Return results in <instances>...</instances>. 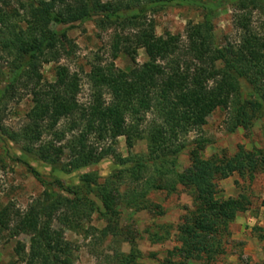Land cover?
<instances>
[{
  "label": "trees",
  "instance_id": "trees-1",
  "mask_svg": "<svg viewBox=\"0 0 264 264\" xmlns=\"http://www.w3.org/2000/svg\"><path fill=\"white\" fill-rule=\"evenodd\" d=\"M236 1L242 9L260 4L258 0ZM227 3L228 0H0V60L6 59L5 68L9 70L0 66V107L13 96L20 81L32 95L27 120L10 139L22 154L66 173L98 165L111 157L126 166L103 181L97 173H85L83 183L72 188L61 185L56 191L45 184L42 198L26 211L2 208L0 232L7 231L8 239L22 233L31 236L28 252L23 243L15 248L21 264H75L74 245L66 240L63 229L84 230L82 221L91 219L95 211L108 222L101 230L91 227L101 237L123 234L124 229L119 227L121 193L115 185L119 179L129 186L122 194L129 200L127 204L134 205L137 211L150 208L159 215L164 211L150 201L149 192L173 193L180 185L188 189L193 207L178 226L181 245L172 254L181 261L175 264L203 259L210 262L224 253L223 240L230 235L231 223L248 210L249 204L244 196L219 197L218 180L234 173L264 175V150L241 147L229 157L207 159L201 155L207 141L198 137L190 150L191 165L180 172L177 164L189 145L187 135L200 131L215 109L230 108L231 130L248 127L264 111V35H256L243 14L237 18L245 31L241 45H220L213 19ZM171 4L196 5L204 13L201 22L187 24L185 42L180 35H156L155 24L147 17L151 10ZM97 18L122 28L112 44L113 59L125 54L133 66L121 69L114 62L94 65L89 74L90 99L81 102L78 73L59 65L54 81H48L41 68L59 61L64 54L69 56V31ZM127 27L131 31L125 32ZM140 49L147 55L142 64L137 62ZM240 78L254 86L258 98L253 95L242 99ZM119 137H125L129 149L146 140L147 154L124 158L115 149ZM151 205L155 208L151 209ZM124 241L131 245V251L114 252L117 261L139 264L142 253L136 237L132 234ZM161 241L162 237L155 234L153 242Z\"/></svg>",
  "mask_w": 264,
  "mask_h": 264
},
{
  "label": "rangeland",
  "instance_id": "rangeland-1",
  "mask_svg": "<svg viewBox=\"0 0 264 264\" xmlns=\"http://www.w3.org/2000/svg\"><path fill=\"white\" fill-rule=\"evenodd\" d=\"M124 1L127 2V0ZM258 1L259 6L250 5L242 9L239 1L228 0V3L216 12L213 19L214 33L220 45L229 48L241 45L245 31L238 25L237 18L243 14L249 19L248 23L253 32L256 35H264V0ZM203 15V11L196 5L171 4L156 11L151 10L147 17L153 20L156 35H180L185 42L187 24L201 22ZM102 19L89 20L70 30L68 33L71 39L68 44L70 55L64 54L59 61L46 63L41 68L44 78L48 81H54L59 65H65L71 72L78 73L81 78L79 94L81 102L90 99L89 74L94 65L114 62L121 69L133 66L130 57L125 54H120L113 59L112 44L116 34L122 32V28ZM129 31L131 28H125V32ZM146 60L147 55L144 49H140L137 62L142 64ZM5 65H7L6 59L0 60L1 68L9 72ZM218 65L222 64L219 62ZM8 72L4 79L9 75ZM239 85L242 99L255 95L254 86L245 78L239 79ZM255 96L258 98V95ZM31 107L32 95L22 87V81L17 85L13 96L0 107V210L9 207L12 210L26 211L42 198L45 184H49L58 191L61 187L72 188L81 185L83 183L81 177L85 173H97L100 181H103L118 169L126 167L111 157L110 160L98 165L66 173L22 154L10 136L22 129ZM230 114V108L219 107L207 117L206 124L200 131H192L187 135L189 145L178 158V171L182 172L191 165L190 150L198 137L207 141L201 153L207 159L229 157L238 152L241 147L249 151L264 150V111L248 127L233 130H231ZM115 149L124 158H130L131 155H146L148 152L146 140L138 141L133 148L129 149L125 137L118 138ZM115 185L121 193L119 227L124 229L123 234L119 232L118 236L105 238L100 236L99 231L93 230L91 227L101 230L108 225L107 220L98 211L94 212L91 219L82 221L84 230L64 227L66 240L70 241L75 248V264H119L114 252L130 253L131 245L124 239L129 235L131 237L132 234L136 237L138 249L142 253L139 264L180 262L178 255L172 252L181 245L177 236L181 219L186 211L193 207V198L188 189L180 185L173 193L165 190L149 192L150 201L160 205L164 211L163 215H159L157 212L149 211L150 208L137 211L134 205L127 204L129 200L122 196L129 188L126 181L119 179ZM217 189L218 196L221 198L246 197L245 201L249 204L248 210L239 213L231 223L230 235L225 236L223 240L225 249L223 254L210 262L203 259L191 260L188 263L264 264V175L260 172H255L253 175L234 173L218 180ZM90 196L97 205H101L95 194ZM150 207L155 208L152 205ZM54 225L56 228L60 227L57 221ZM87 229L89 231L86 234ZM127 232L130 233L128 236ZM155 234L162 237L161 242H153ZM8 235L5 230L0 232V264H21L15 248L18 243H23L27 245L28 252L31 236L22 233L8 239ZM22 264L26 263L22 262Z\"/></svg>",
  "mask_w": 264,
  "mask_h": 264
}]
</instances>
